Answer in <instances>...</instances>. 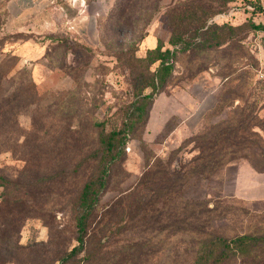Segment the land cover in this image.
<instances>
[{
	"label": "rangeland",
	"instance_id": "1",
	"mask_svg": "<svg viewBox=\"0 0 264 264\" xmlns=\"http://www.w3.org/2000/svg\"><path fill=\"white\" fill-rule=\"evenodd\" d=\"M193 4L241 28L215 50H180L165 89L145 91L150 117L100 201L92 264H190L197 233L264 232V173L250 162L264 166V31L249 25L264 14L248 0H0V264H63L97 134L128 117L148 50L174 49L169 21ZM220 133L222 160L197 166L199 136ZM237 149L248 157L225 163Z\"/></svg>",
	"mask_w": 264,
	"mask_h": 264
},
{
	"label": "trees",
	"instance_id": "2",
	"mask_svg": "<svg viewBox=\"0 0 264 264\" xmlns=\"http://www.w3.org/2000/svg\"><path fill=\"white\" fill-rule=\"evenodd\" d=\"M248 1L254 13L264 14V6L261 0ZM202 6H195L194 4L185 6L184 12L175 15L178 16L176 19H170L169 24L173 29L170 44L174 46V49L165 48L163 42L159 40L155 48L148 50L147 56L144 58L146 67L137 77L135 87L138 93L136 99L131 103L128 117L119 128L112 131H108L104 126L100 128L97 134L98 143L87 160L89 163L96 164L95 169L84 182L76 198L75 224L77 243L64 258L63 264L82 254H84V264L93 263L95 246L92 234L96 235V229L94 231L92 226L97 216L96 212L100 201L108 190L114 168L125 159L126 147L131 138L136 135L141 127L146 125L150 117L153 95L152 93H145V91L149 88L157 91L165 89L173 75V69L176 66L175 58L180 50L187 51L192 46H197V48L205 51L215 50L225 44L228 39H232L234 31L241 28L229 24H208L209 16H197L196 14L198 10L206 12ZM173 11L175 10L173 9ZM194 21H197V23H194ZM249 25L252 29L264 31V23L255 24L251 21ZM180 27L187 28V30L180 32L178 30ZM193 31L200 35V41H195ZM155 64H157L156 68L152 69ZM6 70V62H4L0 65V83L5 78ZM221 133L215 139L206 137V134L199 136L201 150L194 157V162L197 166L206 167L205 169H207L209 168V163L216 164L222 160V158L216 159L215 154L217 151L212 144L222 141ZM238 136L237 131H235V138ZM228 138L229 135L225 132V143ZM228 153L236 155L226 158ZM239 153L238 149L231 152L225 150V163L233 159L248 157L244 153ZM218 154H221V152H218ZM255 158L256 161L259 160L257 155H255ZM261 160L264 162V158ZM250 162L255 170L264 173V166H261V163L258 165L254 159H250ZM54 177L56 175L44 178L40 182L48 183ZM196 235H198L196 243L186 252V255L192 254L190 264H264V232H246L232 237L216 234L215 232H201ZM131 255V253H128V255L123 254L119 259L122 260L124 257L127 259ZM176 263V260L175 262L173 260L168 264ZM111 264L122 263L117 260ZM177 264H183L182 260Z\"/></svg>",
	"mask_w": 264,
	"mask_h": 264
},
{
	"label": "built area",
	"instance_id": "3",
	"mask_svg": "<svg viewBox=\"0 0 264 264\" xmlns=\"http://www.w3.org/2000/svg\"><path fill=\"white\" fill-rule=\"evenodd\" d=\"M58 0H52V3H55V2H57Z\"/></svg>",
	"mask_w": 264,
	"mask_h": 264
},
{
	"label": "crops",
	"instance_id": "4",
	"mask_svg": "<svg viewBox=\"0 0 264 264\" xmlns=\"http://www.w3.org/2000/svg\"><path fill=\"white\" fill-rule=\"evenodd\" d=\"M261 1H262L263 6H264V0H261Z\"/></svg>",
	"mask_w": 264,
	"mask_h": 264
}]
</instances>
